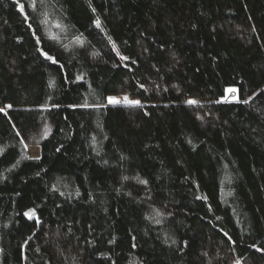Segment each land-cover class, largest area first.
Returning a JSON list of instances; mask_svg holds the SVG:
<instances>
[{
	"label": "trees",
	"instance_id": "16d2710c",
	"mask_svg": "<svg viewBox=\"0 0 264 264\" xmlns=\"http://www.w3.org/2000/svg\"><path fill=\"white\" fill-rule=\"evenodd\" d=\"M19 3L0 0V264H264V0Z\"/></svg>",
	"mask_w": 264,
	"mask_h": 264
},
{
	"label": "snow or ice",
	"instance_id": "6c2138e0",
	"mask_svg": "<svg viewBox=\"0 0 264 264\" xmlns=\"http://www.w3.org/2000/svg\"><path fill=\"white\" fill-rule=\"evenodd\" d=\"M41 2H42V0H41ZM17 3L19 4V10L21 12H24L25 6L23 4H20L19 3V0H17ZM30 6L33 7V9H35L36 8V0H32V3H31ZM95 23H96V26L97 27L100 26V21L98 19L96 20ZM57 27H60V25H57ZM42 54L45 56V58L47 60L52 61L53 63H57V61L51 55H49L47 52H43ZM122 59H127V57H122ZM228 91L235 93V92H237V89L230 88ZM188 103H190V104H196L197 101L192 100V101H188ZM244 103H247V101H244ZM107 104L108 105H111L113 107L118 106V105H121V104H123L125 106H138V105H140V101L130 100L128 97H124L121 100V99H119L117 97H111L110 96V97H107ZM85 106H87V105H85ZM8 107H11V105H9ZM4 111L5 110L3 108H0V112H4ZM125 179H127V177H125ZM143 183H146V181H143ZM34 214H35L34 212H32V213H25V215L29 216V218H32V216ZM225 235H227V234H225ZM257 250L258 251H264V249H257ZM236 264H240V262L237 261Z\"/></svg>",
	"mask_w": 264,
	"mask_h": 264
},
{
	"label": "rangeland",
	"instance_id": "374dc122",
	"mask_svg": "<svg viewBox=\"0 0 264 264\" xmlns=\"http://www.w3.org/2000/svg\"><path fill=\"white\" fill-rule=\"evenodd\" d=\"M228 90L226 92V96L223 99V101H226V102L237 101L239 99V96L238 95L237 96L234 95L235 93L229 92ZM237 94H238V91H237ZM111 97H117V98H119L121 100L124 97H128L130 100H133L126 94H116V95H112ZM121 105H123V104H121ZM24 147H25V152H26V158L27 159H34V158H39L40 157V155H41V153H40L41 147L39 145H30V144L25 143ZM32 212H33V209H31L28 213H32ZM34 217H35V215H34Z\"/></svg>",
	"mask_w": 264,
	"mask_h": 264
},
{
	"label": "bare ground",
	"instance_id": "6f19581e",
	"mask_svg": "<svg viewBox=\"0 0 264 264\" xmlns=\"http://www.w3.org/2000/svg\"><path fill=\"white\" fill-rule=\"evenodd\" d=\"M232 95H233V94H232ZM234 95H236V96H237V95H238V94H237V92H235V94H234ZM233 98H234V97H233Z\"/></svg>",
	"mask_w": 264,
	"mask_h": 264
}]
</instances>
